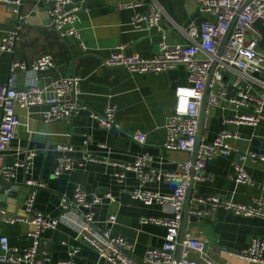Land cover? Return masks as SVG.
I'll use <instances>...</instances> for the list:
<instances>
[{"label": "crops", "instance_id": "crops-1", "mask_svg": "<svg viewBox=\"0 0 264 264\" xmlns=\"http://www.w3.org/2000/svg\"><path fill=\"white\" fill-rule=\"evenodd\" d=\"M130 1L142 3L134 8L120 7V3ZM74 3L81 7L78 23L81 40L73 36L61 38L49 27L48 6L43 0H24L19 15L0 4V37L10 30H16L19 37L14 52L0 56V82L9 79L13 59L24 61L30 67L38 56L52 54L56 63L53 69L40 73L38 79L29 69L18 70L17 86L24 88L37 82L49 88L59 78L78 76L81 78L80 100L86 106L71 120L51 123L43 120L46 107L18 109L19 127L6 162L24 160L29 151H35L36 155L28 169H17L13 180L0 177V235L8 236L14 247L32 245L28 232L33 225L26 220L25 200L34 187L27 181L43 184L37 189L36 209L51 218L61 213V197L73 194L75 188L81 186L89 194L111 192L116 196V203L95 208L97 222L102 224L110 214H116L113 234L134 244L133 256L138 264H152L145 262V253L163 246L167 229L143 220L169 218L173 212L170 206L158 202L147 205L134 198L132 192L142 188L171 195L177 184L166 180L142 183L134 171H127L125 180L120 182L116 174L144 152L151 154V166L159 171H176L183 163L194 161L188 152L163 147L168 117L176 101V88L187 82L188 69L181 64L157 74L138 73L125 66H106L104 61L119 50L151 56L162 40V30L169 44L191 43L188 31L199 22L196 17L199 5L195 0H74ZM151 4H158L165 11L160 22L162 30L157 27L136 29L132 24L134 14L147 12ZM200 15L202 18V13ZM81 42L87 49H83ZM110 106L115 108V120L120 127L103 129L91 114L103 115ZM249 112L240 108L238 113ZM1 113L0 108V117ZM235 113L226 99H221L217 105L207 101L202 141H212L224 131L238 138L230 140L235 150L207 161L210 178L194 180L186 222L187 199L184 204L182 228L185 223L186 234L208 242L205 256L192 254L200 264H263L242 258L238 252L247 248L254 238L264 241V218L238 215L223 206L212 208L196 200V196H220L244 205L264 204V161L240 160L247 152L264 155V120L257 126L229 122ZM139 131L147 134L145 144L133 138ZM85 139L89 140L87 145H84ZM63 144L75 147L72 154L76 169L56 175L61 154L59 146ZM236 162L243 166L254 185L233 178ZM9 218L19 219L8 223ZM77 233L75 225L62 222L57 229L42 233V248L51 252L54 264L66 259L70 248L79 249L75 264H105L93 247L77 238ZM64 241L67 245L62 244ZM0 264L14 263L0 261Z\"/></svg>", "mask_w": 264, "mask_h": 264}, {"label": "built area", "instance_id": "built-area-1", "mask_svg": "<svg viewBox=\"0 0 264 264\" xmlns=\"http://www.w3.org/2000/svg\"><path fill=\"white\" fill-rule=\"evenodd\" d=\"M24 0H0L9 12L19 15ZM48 6L49 27L61 38L73 36L81 40L78 28L81 7L74 0H43ZM203 17L200 26H192L189 31L191 43L169 44L167 34L160 22L165 13L158 4H151L147 12L136 13L132 24L136 29L157 27L162 30V40L151 56L138 53L126 54L122 50L114 51L104 61L106 66H125L132 72L160 73L177 65H185L188 79L176 88V101L167 121V138L163 145L166 150H179L190 153L194 161L183 163L176 171H159L151 166L152 156L144 152L130 164L123 165L124 170L116 174L120 182L126 178L127 171L136 172L142 183L149 181H169L177 184L171 195H160L142 188L132 192V196L151 205L158 202L171 207L173 216L169 218H147L144 222L163 225L167 229L164 244L161 248H151L145 253V262L152 264H200L192 257L193 253L205 256L208 242L204 238L185 234L181 241L183 209L193 180H205L207 161L215 155L228 154L235 150L230 143L238 136L230 131L220 133L212 141H202L198 148L197 140L201 122V107L205 90L209 84L207 101L211 105L219 104L221 99L228 100L236 112L228 121L238 124L257 126L264 120V0H195ZM142 1L120 3L122 8L140 6ZM228 37V38H227ZM16 30L8 31L0 37V56L4 52H14L18 40ZM225 43L224 47L223 44ZM83 49H87L81 42ZM123 48V47H122ZM56 66L52 54L38 56L28 67L24 61L13 59L10 66L11 75L6 82H0V177L11 181L16 177L18 168H29L35 151H29L24 160L6 162V155L12 146L19 127L18 109L46 107L42 116L45 123L58 120H71L86 109L80 100V81L78 76L62 77L49 88L41 87L37 82L20 88L16 84L18 70H31L38 79L40 73ZM258 74V75H257ZM229 78L225 81V76ZM232 86L233 95L228 94ZM249 109V113L240 114L239 109ZM103 129H116L120 125L115 120V108L110 106L105 114L92 113ZM133 138L141 144L147 142L145 132H136ZM89 143L85 139L84 145ZM61 154L56 167V175L76 169V159L72 153L75 147L70 144L59 146ZM196 152H198L196 156ZM196 156V160H195ZM252 158L264 161V155L247 152L240 160ZM233 178L238 182L254 185V181L243 166L234 163ZM34 188L25 200L26 220L33 225L28 232L32 245L27 248L14 247L6 235H0L1 262L14 264H54L51 252L43 249L42 233L55 230L62 222L75 225L77 238L93 247L105 261V264H138L135 260L134 244L123 236L113 234L117 215L112 213L99 224L95 218V208L101 205H112L117 202L111 192L101 195L89 194L83 187L77 186L71 195L61 197V213L51 218L36 209L38 181H27ZM264 188V185H263ZM200 203L209 204L212 208L220 206L243 216H260L264 218V204L256 202L251 205L239 204L220 196H196ZM19 218H9L8 223H15ZM67 245V242H62ZM181 247L180 251L179 248ZM79 249L70 248L66 259L56 264H75ZM238 255L252 262L264 264V241L258 238L251 240L249 246Z\"/></svg>", "mask_w": 264, "mask_h": 264}, {"label": "water", "instance_id": "water-1", "mask_svg": "<svg viewBox=\"0 0 264 264\" xmlns=\"http://www.w3.org/2000/svg\"><path fill=\"white\" fill-rule=\"evenodd\" d=\"M200 13L201 12L199 11L197 13V16H196V17H199V22L196 23V24H193V26H200L201 19H202ZM191 22H189V23H191ZM224 45H225V43L223 44L222 47H224ZM228 78H229V76L226 75L225 76V81H227ZM208 93H209V84L207 85L206 90H205V96H204L202 109H201L200 130H199L198 140H197L198 148L200 147V144L202 142L201 136H202V129H203V126H204V120H205V116H206V106H207V95H208ZM228 94L229 95H233L234 94V91L232 90V86L231 85L228 86ZM197 154H198V152H196V156H197ZM196 156H195V160H196ZM193 183H194V180L192 179L191 184H190V191H189L188 198H187L186 209H185V222H186V219H187L188 213H189V202H190V200L192 199V196H193ZM185 234H186V224L184 223L183 228H182V232H181V237H180L181 241L184 240ZM180 249H181V247L179 248V251H180Z\"/></svg>", "mask_w": 264, "mask_h": 264}]
</instances>
